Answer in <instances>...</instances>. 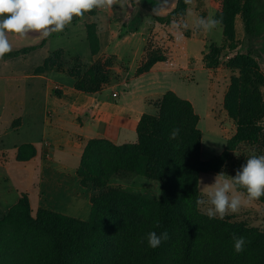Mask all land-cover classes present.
Segmentation results:
<instances>
[{
  "label": "trees",
  "instance_id": "trees-1",
  "mask_svg": "<svg viewBox=\"0 0 264 264\" xmlns=\"http://www.w3.org/2000/svg\"><path fill=\"white\" fill-rule=\"evenodd\" d=\"M210 2L216 8L214 18L222 20L227 43L213 45L205 54L204 61L215 66L225 50L234 52L240 45L235 30L238 16L248 38L264 34V0ZM187 7L186 0H178L170 10L157 11L156 21L173 27L186 14ZM87 14L94 15V10L84 15ZM93 28L89 27L88 40L95 55L100 41ZM159 62H165V57L151 52L137 74L150 71ZM53 63L49 58L36 72L45 71ZM108 69L107 64L92 66L76 88L93 93L107 87ZM226 69L232 76L224 109L236 131L219 157L202 159L200 118L190 101L168 91L155 114L142 116L136 143L117 145L107 139L87 143L78 177L81 185L93 193L89 220L45 208L33 215L27 195L7 213L0 208V264H264L263 228L230 217L209 219L196 204L197 198H202L201 174H221L241 145L264 148L261 65L249 51L230 56ZM174 128H179L180 133L170 139ZM35 156V147L26 144L19 148L17 159L23 162ZM124 175L158 182L160 197L149 198L110 185L112 178ZM256 201L264 205V196ZM151 231L157 235L167 231L169 239L152 249L147 243ZM233 233L246 239L244 251L239 254L234 251Z\"/></svg>",
  "mask_w": 264,
  "mask_h": 264
},
{
  "label": "rangeland",
  "instance_id": "rangeland-1",
  "mask_svg": "<svg viewBox=\"0 0 264 264\" xmlns=\"http://www.w3.org/2000/svg\"><path fill=\"white\" fill-rule=\"evenodd\" d=\"M187 5L186 14L173 27L157 23V11L147 4L145 6L139 0H127L123 7L114 5L112 9H94V15L74 17L62 32L52 33L47 38L30 34L25 38L10 35L13 50L0 59V129H6L9 114L20 109L21 104L37 108L45 105L41 90L37 91L36 96H31V79L26 76L44 67L49 58L54 60L52 65L56 64L60 70L67 69L71 74H78L80 79L92 66L107 64L110 81L117 83L131 79L132 76L126 74L131 69V63L139 62L140 66L151 52L161 53L165 57V62H162L165 63V68L177 69L180 67L179 63L185 61L186 53L182 56L187 44L186 52L195 58L193 62L199 64L205 72H197L193 77L192 74L183 72L184 76L190 77L188 79L182 78L178 72L170 73L167 74L164 85L171 87L180 98H188L194 104L203 133L202 159L209 161L219 157L226 150L229 138L235 133V124L224 109V95L232 76V72L226 69V64L230 56L251 51L264 72V34L248 38L242 18L238 16L235 22L236 39L240 43L238 49L234 52L225 50L217 65L210 66L204 61V56L211 46L227 45L224 42L223 27L219 25L211 32H205L198 27L197 19L214 17L216 8L210 0H191ZM92 26L100 41L99 52L95 55L88 40L89 27ZM187 37L191 39L186 40ZM142 50L144 57L138 61L140 57L135 51ZM26 51L28 53L24 54ZM15 53L20 54L11 56ZM48 68L47 66L46 69ZM55 90L60 89L55 86ZM120 90L122 91L121 88ZM9 131H3L7 135L0 138V195L4 200L1 201L2 211L7 209V204L13 206L17 200V191L20 190L18 179L22 177L13 168L11 172L14 176L8 175L4 159H11L14 141L28 140L29 133L27 129L19 133H12L11 129ZM252 155H264L263 146H239L224 167L221 173L223 177H234ZM12 163H8L9 166ZM217 175L219 174L200 175L199 192L202 198L206 199L204 186L213 184ZM133 176L134 180L125 178V182L117 186L149 198L161 195V185L158 182L139 175ZM155 184L160 187L157 188ZM256 202L246 203L238 212L225 217L264 229V205ZM201 207L203 211L206 208Z\"/></svg>",
  "mask_w": 264,
  "mask_h": 264
},
{
  "label": "crops",
  "instance_id": "crops-1",
  "mask_svg": "<svg viewBox=\"0 0 264 264\" xmlns=\"http://www.w3.org/2000/svg\"><path fill=\"white\" fill-rule=\"evenodd\" d=\"M190 39L187 37L186 40ZM186 49L187 44L182 56L186 53L185 61L179 63L180 67L175 70L167 69L165 63L159 62L150 71L139 75L136 73L139 62H133L126 73L132 76L131 79L117 83L110 81L107 87L93 93L78 90L79 75L71 74L67 69L60 70L56 64L43 72L35 71L26 76L31 79V96H36L37 91L41 90L45 105L37 108L21 104L20 109L9 114L6 129H0V138L7 135L3 131L8 133L10 129L12 133L24 129L29 131L28 140L14 141L13 160L4 159L8 175H13L12 168L22 175L18 179L20 190L17 191L18 198L14 205L23 195H27L33 213L45 208L89 220L93 193L81 185L78 177L87 143L92 139H107L117 145L136 143L137 127L142 116L155 114L162 96L168 91L175 92L164 85L167 74L178 72L182 78L188 79V74L193 77L197 72H205L199 64L194 63L195 58ZM135 52L140 57L138 61H141L144 51ZM183 72L187 75L184 76ZM55 86L61 89L56 91ZM114 93L117 97L113 96ZM185 100L191 102L188 98ZM26 144L35 147L36 156L28 161H18V150ZM8 163H12L11 166ZM133 177L116 176L111 179L110 185L116 187L125 182V178L134 180ZM155 186L160 187L158 184ZM2 197L0 195V208L1 201H4ZM258 204L263 206L260 202ZM13 206L7 204L3 212L7 213Z\"/></svg>",
  "mask_w": 264,
  "mask_h": 264
},
{
  "label": "clouds",
  "instance_id": "clouds-1",
  "mask_svg": "<svg viewBox=\"0 0 264 264\" xmlns=\"http://www.w3.org/2000/svg\"><path fill=\"white\" fill-rule=\"evenodd\" d=\"M127 0H0V59L13 50L9 36L27 37L30 33H39L47 38L52 33L62 32L74 17H82L94 9H112L114 5L123 7ZM191 0H186V3ZM198 27L205 32H211L221 23V19L209 16L198 18ZM180 133L174 128L170 139H175ZM239 189H243L241 192ZM204 198H197V206H206L205 214L209 219L236 213L242 205L264 196V155H252L241 166L234 177L224 178L217 175L215 182L205 185ZM159 227V224H157ZM169 239L164 231L157 235L155 231L147 234L148 246L155 249ZM234 251L239 254L244 251L246 239L232 234ZM142 242V241H141Z\"/></svg>",
  "mask_w": 264,
  "mask_h": 264
},
{
  "label": "water",
  "instance_id": "water-1",
  "mask_svg": "<svg viewBox=\"0 0 264 264\" xmlns=\"http://www.w3.org/2000/svg\"><path fill=\"white\" fill-rule=\"evenodd\" d=\"M147 6L156 11H168L178 0H142ZM32 36H41L39 33H30Z\"/></svg>",
  "mask_w": 264,
  "mask_h": 264
},
{
  "label": "built area",
  "instance_id": "built-area-1",
  "mask_svg": "<svg viewBox=\"0 0 264 264\" xmlns=\"http://www.w3.org/2000/svg\"><path fill=\"white\" fill-rule=\"evenodd\" d=\"M56 89H61V88H60V86H56ZM113 96H114V97H117V94L114 93Z\"/></svg>",
  "mask_w": 264,
  "mask_h": 264
}]
</instances>
